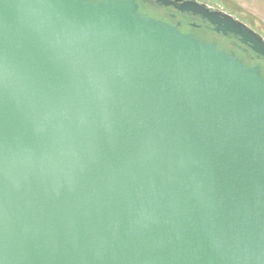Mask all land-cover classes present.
<instances>
[{
    "label": "water",
    "instance_id": "obj_1",
    "mask_svg": "<svg viewBox=\"0 0 264 264\" xmlns=\"http://www.w3.org/2000/svg\"><path fill=\"white\" fill-rule=\"evenodd\" d=\"M160 17L0 0V264H264L262 69Z\"/></svg>",
    "mask_w": 264,
    "mask_h": 264
},
{
    "label": "flooded vegetation",
    "instance_id": "obj_2",
    "mask_svg": "<svg viewBox=\"0 0 264 264\" xmlns=\"http://www.w3.org/2000/svg\"><path fill=\"white\" fill-rule=\"evenodd\" d=\"M146 4L150 8H157L162 12L160 18L179 24L184 32L193 33L195 36L215 43L219 48L236 54L243 62L249 66H260L264 75V57L257 54L250 45L240 41L234 34L224 35L214 30L213 25L205 20L201 15L191 12L181 13L173 6H164L156 2V0H137ZM201 3H205L198 0ZM208 4V3H206ZM209 5V4H208ZM212 9H219L209 5ZM169 17V18H168Z\"/></svg>",
    "mask_w": 264,
    "mask_h": 264
},
{
    "label": "rangeland",
    "instance_id": "obj_3",
    "mask_svg": "<svg viewBox=\"0 0 264 264\" xmlns=\"http://www.w3.org/2000/svg\"><path fill=\"white\" fill-rule=\"evenodd\" d=\"M234 15L264 38V0H201Z\"/></svg>",
    "mask_w": 264,
    "mask_h": 264
},
{
    "label": "trees",
    "instance_id": "obj_4",
    "mask_svg": "<svg viewBox=\"0 0 264 264\" xmlns=\"http://www.w3.org/2000/svg\"><path fill=\"white\" fill-rule=\"evenodd\" d=\"M141 11L144 13H150L151 15L155 16H160V14H162V12L159 11L157 8H150L144 3H141Z\"/></svg>",
    "mask_w": 264,
    "mask_h": 264
}]
</instances>
